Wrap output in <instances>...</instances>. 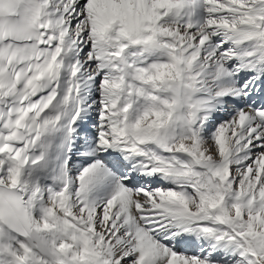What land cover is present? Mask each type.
Listing matches in <instances>:
<instances>
[{
	"label": "snow or ice",
	"instance_id": "6c2138e0",
	"mask_svg": "<svg viewBox=\"0 0 264 264\" xmlns=\"http://www.w3.org/2000/svg\"><path fill=\"white\" fill-rule=\"evenodd\" d=\"M0 264H264V0H0Z\"/></svg>",
	"mask_w": 264,
	"mask_h": 264
}]
</instances>
